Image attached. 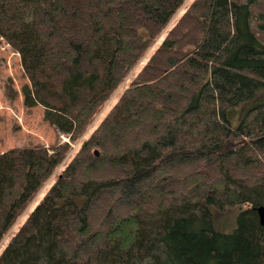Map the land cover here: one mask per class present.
<instances>
[{"label":"trees","instance_id":"obj_1","mask_svg":"<svg viewBox=\"0 0 264 264\" xmlns=\"http://www.w3.org/2000/svg\"><path fill=\"white\" fill-rule=\"evenodd\" d=\"M2 40L73 141L139 67L0 264H264V0H0ZM70 148L0 153V241Z\"/></svg>","mask_w":264,"mask_h":264},{"label":"rangeland","instance_id":"obj_2","mask_svg":"<svg viewBox=\"0 0 264 264\" xmlns=\"http://www.w3.org/2000/svg\"><path fill=\"white\" fill-rule=\"evenodd\" d=\"M188 2L184 4L186 6ZM182 7V9L184 8ZM181 12V11H179ZM179 13L171 20L173 24ZM151 51L149 50L143 60L147 59ZM139 65L126 78L124 83L115 91L113 97L108 101L101 113L92 122L90 127L80 137L73 141L69 135L59 131L45 117V106L37 104L27 106L24 104L23 87L29 84V79L24 73L21 64L20 54L4 40L0 42V153L16 146H32L36 144H45L51 146L57 143L68 142L71 146L65 159L58 165L52 176L44 183L33 200L27 205L16 223L9 229L3 239L0 241V254L11 240L12 236L19 230L26 221L30 212L38 202L42 200L50 185L54 182L57 175L65 168L76 150L91 133L94 126L99 122L110 107L117 102L127 84L133 79ZM11 84L12 89L16 91L15 99L7 94V87ZM244 108L238 106L230 111V116L237 124ZM249 204H243L247 207ZM240 208H226L216 212L214 223L216 227L223 232H231L237 225V215Z\"/></svg>","mask_w":264,"mask_h":264},{"label":"water","instance_id":"obj_3","mask_svg":"<svg viewBox=\"0 0 264 264\" xmlns=\"http://www.w3.org/2000/svg\"><path fill=\"white\" fill-rule=\"evenodd\" d=\"M257 211L259 214L260 222L262 225H264V205H260L257 207Z\"/></svg>","mask_w":264,"mask_h":264}]
</instances>
